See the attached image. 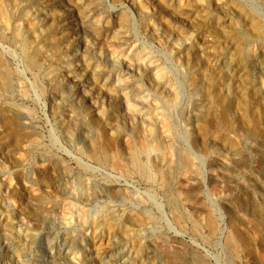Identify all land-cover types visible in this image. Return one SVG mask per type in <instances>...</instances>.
Listing matches in <instances>:
<instances>
[{
	"label": "rangeland",
	"instance_id": "obj_1",
	"mask_svg": "<svg viewBox=\"0 0 264 264\" xmlns=\"http://www.w3.org/2000/svg\"><path fill=\"white\" fill-rule=\"evenodd\" d=\"M257 22L264 0H0V264H99L93 227L112 216L106 259L123 248L127 264H229L231 237L237 264H264ZM177 148L191 167L173 173ZM167 180L186 205L181 225ZM209 215L214 237L193 229Z\"/></svg>",
	"mask_w": 264,
	"mask_h": 264
},
{
	"label": "bare ground",
	"instance_id": "obj_2",
	"mask_svg": "<svg viewBox=\"0 0 264 264\" xmlns=\"http://www.w3.org/2000/svg\"><path fill=\"white\" fill-rule=\"evenodd\" d=\"M100 9V6L97 5L96 3H93L89 8H87L86 12H83L79 15V22L81 26H85L87 24H89L88 18H89V14L93 11H97ZM258 25L260 27L264 28V22H257ZM73 24V23H71ZM117 43L120 46H127L128 45V39H127V31L125 28H121V30L118 31L116 37H115ZM257 51L254 54H263L264 53V45L261 43L259 45H257ZM39 55L41 56V58L45 60V63L47 61V52L43 49L38 50ZM251 57V56H250ZM251 59V58H250ZM250 61H255V56L252 55V59ZM30 63L32 64V61H30ZM33 65V64H32ZM262 66V64H261ZM260 69L263 70V66ZM231 68V67H229ZM235 67L232 64V69L234 70ZM248 69V68H247ZM227 70V67H226ZM247 73V71H246ZM232 78V77H230ZM237 78H240L239 76ZM233 83H236V81L232 78L230 79ZM0 87L2 90H6L8 88V83L7 80L3 77L2 74H0ZM102 88H105V90L107 89L106 84L103 85ZM132 97H135V95H132ZM262 117H263V121H264V105H262ZM193 118L195 121H199L203 118V113L200 110H196L193 114ZM90 135V132H89ZM87 137V141L89 144V148L87 150V152H85L84 154L87 155V157L92 158V159H96L98 157H100L102 154V152L99 149L98 144L96 143V141L94 140V138L90 135ZM253 137H256V134H252ZM38 141L34 138V137H27L24 141H23V147L24 148H28V149H37L38 148ZM264 147V144H263ZM142 149V148H141ZM174 158L168 160L167 165L168 167H172L173 173L181 171V170H187L191 167V161H190V156L187 155L183 150H181L180 148H177L174 152ZM234 156H236L237 154L234 153ZM259 159H258V166L259 169L261 170V172L264 173V156H262V153L259 152ZM225 165V163H224ZM119 169L122 170L121 166L118 167ZM79 184L83 185L82 181L79 180ZM161 189L164 193L167 205L169 207V210L175 220V222L179 225H181V217L179 215V209H181L182 207H186V205L184 203H179L176 198L174 197V193H173V185L172 182L167 180L164 181L161 184ZM120 201H123L125 199V197H119L118 198ZM54 208L52 206L49 205H45V209L43 214L41 215L40 218V224L38 226L39 230H41V226L44 225L47 221V218L50 217L53 214ZM117 217L112 216L109 219H107L106 221H104V223H98L93 227V234L91 236V245L93 247L94 253L96 255V259L98 261L99 264H127L126 256L127 253L125 252V250L119 249V251L117 253H115L114 255L108 257V259L105 258V254H107V250H109V247L103 248V241L105 240L103 238L102 235V231L106 230L108 231V233L110 234V231L112 229V226L115 225V221ZM205 228L208 230L210 237H214L217 235L218 233V227L215 223V221L213 220L212 216L209 215L208 219L205 221L203 219H196L193 222V229L195 230L196 233H198L200 231L201 228ZM36 235L32 236L30 238L31 241H34L36 239ZM120 247V246H119ZM227 259L229 261V264H237L236 260L238 258V250L237 247L235 246V242L233 240V238L229 237L227 240ZM121 248V247H120ZM95 257V256H94ZM157 255H154V258L157 259ZM189 264H198L196 262H192L190 263L188 261Z\"/></svg>",
	"mask_w": 264,
	"mask_h": 264
}]
</instances>
